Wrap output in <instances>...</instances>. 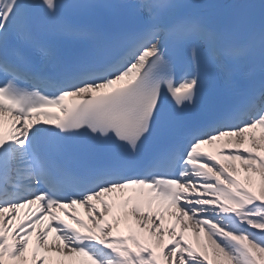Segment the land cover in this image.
Segmentation results:
<instances>
[{"label": "snow or ice", "instance_id": "snow-or-ice-1", "mask_svg": "<svg viewBox=\"0 0 264 264\" xmlns=\"http://www.w3.org/2000/svg\"><path fill=\"white\" fill-rule=\"evenodd\" d=\"M0 264H264V0H0Z\"/></svg>", "mask_w": 264, "mask_h": 264}, {"label": "bare ground", "instance_id": "bare-ground-1", "mask_svg": "<svg viewBox=\"0 0 264 264\" xmlns=\"http://www.w3.org/2000/svg\"><path fill=\"white\" fill-rule=\"evenodd\" d=\"M206 149H207V148H206ZM236 163L239 165V162H238V161H237ZM255 179H256L257 182H258V179H259L258 176L255 177ZM110 203H111V201H110ZM129 209H130V208H129ZM127 210H128V209H126V210L116 211V212L114 213L113 216H110V217H109L110 219L119 218V220H120V225H121V229L124 230V231L127 230V226H128L129 224L134 225V221H133L130 217L126 218V217L124 216V212L127 211ZM145 210H146V209H145ZM77 214H78L79 216H81V218H83V219H85V220L88 219L87 212H86V210H85L84 207H83L82 209H80V211L77 212ZM172 222H173L172 219L169 217V218H167V219L165 220V225H166V226H170V224H171ZM188 236L193 240V242H195V233H194V232H192V231L190 230L189 233H188ZM166 239H167V237H166ZM49 240H50V242H51L52 238L49 239Z\"/></svg>", "mask_w": 264, "mask_h": 264}]
</instances>
